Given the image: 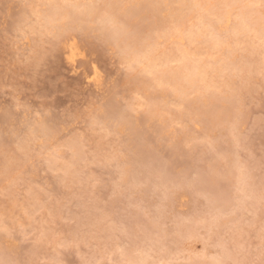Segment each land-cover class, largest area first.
Masks as SVG:
<instances>
[{
	"label": "rangeland",
	"instance_id": "374dc122",
	"mask_svg": "<svg viewBox=\"0 0 264 264\" xmlns=\"http://www.w3.org/2000/svg\"><path fill=\"white\" fill-rule=\"evenodd\" d=\"M52 1L0 0V264H264L261 35L234 42L219 0H56L77 17L53 31ZM146 53L202 60L206 96L156 82Z\"/></svg>",
	"mask_w": 264,
	"mask_h": 264
},
{
	"label": "bare ground",
	"instance_id": "6f19581e",
	"mask_svg": "<svg viewBox=\"0 0 264 264\" xmlns=\"http://www.w3.org/2000/svg\"><path fill=\"white\" fill-rule=\"evenodd\" d=\"M107 1L105 0V3H107ZM174 1L181 4V5H184L191 13H195V12H199L201 9H205L206 11L209 10L210 8L208 6H210L212 8L211 5L214 4L215 0L214 1L212 0L213 4L210 3L211 2L210 0H174ZM242 1L243 0H219V2H218V4L220 5L219 8L217 6H215L216 9L217 8L219 9L218 11H216V14L218 15V17L220 16V18L227 16L226 19H227V21H229V19L231 18V15H230L231 10L232 9L234 10L235 7H236L235 9L238 8L239 12H236V14H238V15H235V16H237V20H233L235 22H234V24H232V27H231L232 35H233V41L239 42L238 36H240L241 34L247 33V31L250 30V28H254L257 31V33H259L261 35L263 43H264V19L260 18L259 16H256V14L253 11H251V8H249L250 6L245 5L246 4L245 2H243L244 4H240ZM152 3L153 4L149 5L148 2L147 3L144 2V4L142 5L143 10H151L153 13L157 12V11L160 12L163 9V7H166L168 4L170 5L169 0H153ZM214 5H213V9H214ZM63 7L64 6H61L59 4V2H57L56 0H53L51 2L50 8L48 10V17H49L48 20L49 21L47 22L49 29H52L53 31L58 29V27H57L58 26L57 20L59 18L58 17V14H59L58 10L61 11L63 9ZM69 8H67V10H65V8L63 9V10H65L64 16L66 18L67 17H69V18L77 17V15L74 16V14L71 12L72 9L70 10ZM91 9H92L91 7H86L83 9V12H82V10L80 12H82L83 16H88V17L90 16L91 17L93 15V12L91 11ZM135 12H132V13H135ZM146 12H148V11H144L143 12L144 14L140 15L139 18L146 16V14H147ZM171 13H172L171 18L173 17L172 19L174 20V23L176 24V27H175L176 32L178 30H180L181 27L183 29L182 31H179L180 32L179 35H181L179 37L182 38V36L186 34L189 37V39L194 40L196 35L198 34L196 31L200 32V30L195 28L196 33H194L193 27L195 25L194 26L192 25L189 28L183 27V25H182L183 21L181 22V20H182V17L184 15H183V12L180 10V8L174 9ZM62 14H63V12H62ZM263 14H264V12H263ZM138 15H139V13H138ZM199 17H200L199 22L201 24L211 28V34H212L211 38L217 39V36L215 35L214 31L217 30L218 26H216L214 23H212L209 20H206V22H205L206 18H204L203 14H200ZM222 20H224V19H222ZM220 22H221V20H220ZM118 28H120V27H118ZM203 28H205V27H203ZM103 32H106V31L103 30ZM120 32L122 33V31L119 30V33ZM115 34H117V33L115 32ZM198 36H200L199 38H201V35H198ZM196 39H198V37H196ZM198 41H200V39ZM147 54L148 53H146V55L144 54V58L147 59V67H148L149 71L154 74L156 82H159V83H165L166 82V83H169L170 85L171 84L174 85L176 87V91L178 92V94L182 95V96H184L188 91H191V90L192 91L194 90L198 94L200 93L201 97L206 96L205 93L208 91V84H207L208 80H206L208 72H207L206 68L204 69L203 64L200 63L202 60L200 62H197L196 64L193 61V64H191L190 60L189 59L187 60L188 57L186 58V56H183L182 59H180V61L182 63L181 66L179 68H177L176 70H172L173 69L172 67H171L172 69H170L169 67L164 66L165 63L163 66L161 65V67H157V65H155L153 63L155 61L154 58H152V56L150 57V54H149V56ZM140 57H142V56L140 55ZM228 61L231 64H233V62H234L232 59H230L229 55H226L225 58H223V60H222L223 63L221 64L220 68H223V66H226ZM211 70H213V69H211ZM212 72L214 74V71H212Z\"/></svg>",
	"mask_w": 264,
	"mask_h": 264
}]
</instances>
